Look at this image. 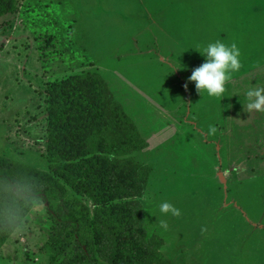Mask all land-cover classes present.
<instances>
[{
  "label": "rangeland",
  "instance_id": "1",
  "mask_svg": "<svg viewBox=\"0 0 264 264\" xmlns=\"http://www.w3.org/2000/svg\"><path fill=\"white\" fill-rule=\"evenodd\" d=\"M19 1L0 17V155L46 169L48 84L99 71L147 144L134 155L153 168L143 225L163 239L160 259L264 264V111H249L245 94L264 88V0ZM217 40L237 44L241 67L209 96L189 77ZM54 177L66 195L30 204L0 240V264H81L89 248L98 256L92 201ZM165 201L181 215L161 214ZM49 205L78 215L86 249ZM145 249L129 240L125 257Z\"/></svg>",
  "mask_w": 264,
  "mask_h": 264
},
{
  "label": "trees",
  "instance_id": "2",
  "mask_svg": "<svg viewBox=\"0 0 264 264\" xmlns=\"http://www.w3.org/2000/svg\"><path fill=\"white\" fill-rule=\"evenodd\" d=\"M19 0H0V17L15 13ZM46 169L0 155V240L14 232L35 200L49 203L50 195L67 193L69 184L81 197L92 201L93 224L98 231V256L86 249L78 215L49 212L62 225H70L81 247V264H171L160 259L164 241L148 237L143 225L144 205L151 165L141 164L135 153L146 148L136 123L115 97L99 71H86L50 82ZM50 170V171H47ZM87 211L89 207H86ZM133 236L128 239L129 229ZM129 240L144 243L145 252L125 257Z\"/></svg>",
  "mask_w": 264,
  "mask_h": 264
},
{
  "label": "clouds",
  "instance_id": "3",
  "mask_svg": "<svg viewBox=\"0 0 264 264\" xmlns=\"http://www.w3.org/2000/svg\"><path fill=\"white\" fill-rule=\"evenodd\" d=\"M200 54L204 56L205 62L192 71L189 80L195 82V88L199 92L205 91L209 96H220L225 91L224 85L229 74L241 67L240 49L236 43L228 44L217 40L208 43ZM245 94L249 111H264V88H249ZM159 211L164 215H181V210L167 201L159 205ZM161 225L167 228L166 222L161 221Z\"/></svg>",
  "mask_w": 264,
  "mask_h": 264
},
{
  "label": "crops",
  "instance_id": "4",
  "mask_svg": "<svg viewBox=\"0 0 264 264\" xmlns=\"http://www.w3.org/2000/svg\"><path fill=\"white\" fill-rule=\"evenodd\" d=\"M24 27H26V26H24ZM1 44L3 43V39H1V42H0ZM1 52V51H0ZM33 55H34V59H35V57L37 56V58L35 59V60H38V61H40V59H38V57L40 56L39 55V53L37 52V51H33V53H32ZM0 55H2V53H0ZM23 57H22V59L23 60H25L26 58H25V53L22 55ZM3 57V56H2ZM24 73V77H26L25 76V74H27V73H25V72H23ZM0 126H4V124H2V123H0ZM2 138V137H1ZM35 166H37V165H35Z\"/></svg>",
  "mask_w": 264,
  "mask_h": 264
}]
</instances>
